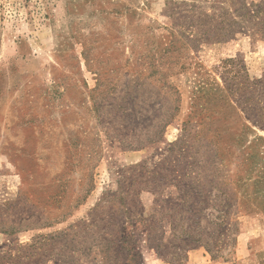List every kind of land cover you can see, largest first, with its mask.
Returning <instances> with one entry per match:
<instances>
[{
  "label": "rangeland",
  "instance_id": "374dc122",
  "mask_svg": "<svg viewBox=\"0 0 264 264\" xmlns=\"http://www.w3.org/2000/svg\"><path fill=\"white\" fill-rule=\"evenodd\" d=\"M235 71L264 77V0H0V255L264 264V128L199 88ZM180 187L235 205L213 254L171 231Z\"/></svg>",
  "mask_w": 264,
  "mask_h": 264
},
{
  "label": "trees",
  "instance_id": "16d2710c",
  "mask_svg": "<svg viewBox=\"0 0 264 264\" xmlns=\"http://www.w3.org/2000/svg\"><path fill=\"white\" fill-rule=\"evenodd\" d=\"M257 12H259V9H257ZM228 73H232L231 69H228ZM242 78V73L240 71H235L231 76L224 78L222 87L218 84V87L213 89L212 84L210 86L208 82H204L199 88L205 93V98L209 100V105L218 106L215 102L223 100L224 98L227 99V96H230L231 102L236 100L235 97L240 98L242 104L245 105V110L257 113L255 118L251 120L252 125L258 128H264V100H259L257 102L258 97L252 96L250 93L253 89L257 90V88H264V77L250 83L243 82L241 80ZM227 92L229 95H226ZM262 97L264 98V93ZM238 104L240 105V102H238ZM252 125H246V128L251 132H253ZM184 131L185 133L188 132L186 128ZM215 133V137L220 135L217 131H215ZM186 137L187 135H185L184 138ZM194 173L196 172L191 170L189 175H193ZM192 180L194 179L192 178ZM260 180L264 183V173L260 176ZM179 190L182 194V202L173 205L169 204V211L172 212V214H169L171 231L175 232L174 236L177 238H181L185 242L199 243L204 246L209 253L213 254V249L218 244L210 243L211 235L208 233V228L215 225V227H219L223 232L228 231L227 216L231 212V208L235 205L232 204V200L229 199H224L217 204V197L216 200H211L209 198L211 195L204 194V191L200 187H195L190 191L188 188L186 190V188L180 187ZM221 194L225 193L222 192ZM262 203L261 205H263ZM178 228L180 230H178ZM148 242L151 248H157V245L152 243L151 238H149ZM18 258H21V256H18ZM16 260V257L12 255L8 257L0 255V264H20L18 261L16 262Z\"/></svg>",
  "mask_w": 264,
  "mask_h": 264
}]
</instances>
